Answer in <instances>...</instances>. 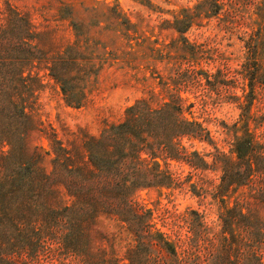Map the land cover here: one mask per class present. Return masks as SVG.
I'll list each match as a JSON object with an SVG mask.
<instances>
[{
	"label": "rangeland",
	"instance_id": "1",
	"mask_svg": "<svg viewBox=\"0 0 264 264\" xmlns=\"http://www.w3.org/2000/svg\"><path fill=\"white\" fill-rule=\"evenodd\" d=\"M139 104L154 181L107 202L87 144ZM257 231L264 0H0V264H264Z\"/></svg>",
	"mask_w": 264,
	"mask_h": 264
},
{
	"label": "trees",
	"instance_id": "2",
	"mask_svg": "<svg viewBox=\"0 0 264 264\" xmlns=\"http://www.w3.org/2000/svg\"><path fill=\"white\" fill-rule=\"evenodd\" d=\"M159 112H152L149 108H142L141 104L128 110L127 121L113 126L104 132L99 139H92L88 144L90 162L94 169L90 173V180L104 182L100 194L110 201L112 193L110 187L115 184L116 194L128 196L139 188L149 187L154 181L150 178V163L141 159L142 153L150 158L155 156L154 147L147 144L144 137L148 133L146 126L151 125L154 116ZM145 127V128H144ZM160 147L163 143H160ZM254 147L250 141H243L238 145L237 153L242 161L249 162ZM126 192V193H125ZM255 242L264 243V233L257 231L251 235Z\"/></svg>",
	"mask_w": 264,
	"mask_h": 264
}]
</instances>
